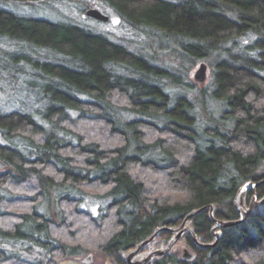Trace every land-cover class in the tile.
Here are the masks:
<instances>
[{
    "label": "trees",
    "instance_id": "16d2710c",
    "mask_svg": "<svg viewBox=\"0 0 264 264\" xmlns=\"http://www.w3.org/2000/svg\"><path fill=\"white\" fill-rule=\"evenodd\" d=\"M78 1L134 39L0 6V84L15 89L0 108V264L93 251L125 264L193 210L236 220L237 189L264 178V0ZM199 61L209 92L189 79ZM207 99L213 121L199 117ZM191 221L209 242L208 210ZM196 254L189 264H264V206Z\"/></svg>",
    "mask_w": 264,
    "mask_h": 264
},
{
    "label": "water",
    "instance_id": "95a60500",
    "mask_svg": "<svg viewBox=\"0 0 264 264\" xmlns=\"http://www.w3.org/2000/svg\"><path fill=\"white\" fill-rule=\"evenodd\" d=\"M84 15L85 17L91 20L101 23H107L109 21V17L107 15H105L103 12L95 8H90L85 10ZM206 70L207 68L204 63L198 64L195 72L192 74L193 80L197 83H203L206 79ZM263 185H264V178L257 182L248 181L237 189L235 196L232 200L233 210L237 214L236 220L228 221V220L216 219L214 215L213 205H207L202 208L193 210L184 216L179 226L161 227L156 229L150 237H148L146 240L136 245L134 247V250H130L123 255L125 258V262H127V264H149L153 259H161L163 257L169 256L170 252L177 244V242H179V240L182 238L183 235H187L191 243L194 245V247L200 251L213 249L219 240L220 233L222 230L242 225L255 209L264 206V196L259 198L257 193L255 192V190H257L259 187ZM249 192L251 193V197L249 201L246 202V196ZM205 210H208V216L211 223L210 237L212 242L210 243H202L199 241L200 238L196 236L191 221L195 216H197L199 213ZM160 233L172 234L164 248L161 249L159 248L151 253H146L145 257H143L141 260H136L133 263L129 262ZM195 259L196 256L193 252L189 251L188 249H183L179 261L181 263L189 264L192 263ZM90 262H91V256L87 255L86 257L81 259L80 264H90ZM59 264H79V263L72 261H64Z\"/></svg>",
    "mask_w": 264,
    "mask_h": 264
},
{
    "label": "rangeland",
    "instance_id": "374dc122",
    "mask_svg": "<svg viewBox=\"0 0 264 264\" xmlns=\"http://www.w3.org/2000/svg\"><path fill=\"white\" fill-rule=\"evenodd\" d=\"M0 6L5 8L6 10H12L13 12L17 14L24 15V16L46 18V19L55 20V21L63 20V19L68 20L66 18H70L75 21H81L87 27L94 29L95 31H99V32L108 31L110 32L109 35L113 39H120V38L134 39L133 33L119 28L117 24V20L110 16H109V21L107 23H101V22H97L94 20H90V19L87 20L86 18L84 19V17L82 16L83 15L82 13L83 11H85V7L83 3H80L78 0H0ZM94 8L102 11L101 9L97 7H94ZM105 15L107 14L105 13ZM158 58H163V57L161 54H159ZM163 62L169 63L167 59H163ZM200 63H205V62H201V61L197 62L196 65L191 70V78L189 77V79H191V81L193 82L195 81L192 78V74L195 72L198 64ZM206 68H207L206 79L201 84H202V87L206 89V92H209L211 88V85H210L211 84V81H210L211 73H210V68L207 65H206ZM195 83L197 84V82ZM0 85H1L0 86V108H6L4 106H7V108H9L11 102L7 100L10 98L11 93L14 92L15 89L11 91L10 88L7 89L6 85H3L2 83ZM16 90L19 91L17 88ZM217 107L219 106L216 102H213L207 99L206 113L203 115L200 114L199 117L203 120H209V121H213V119L214 120L217 119L220 114V108H217ZM88 201L90 203L91 211L95 212L100 202L94 199H91V198H89ZM104 201L107 202V199H105ZM179 225L180 224H178L177 226ZM162 234L164 233H160L150 243L158 239V237ZM165 234H168V233H165ZM182 238H184V235L182 236ZM199 241L203 243V240L202 241L199 240ZM190 244L193 245L191 242ZM164 247L165 245L162 247H158L156 249H152L150 252H147V253H151L159 248L161 249ZM183 249H188L189 251L193 252L196 257H197L196 251H200L196 248L193 249L192 247L189 248L188 246H185L182 242V239H180L179 242H177V244L174 246V248L170 252L169 256H174L175 258L179 259ZM132 250H134V248ZM88 255L91 256L90 264H112L110 260L108 262V259L106 257L96 254L95 251H93L92 253H89ZM122 259H124L125 261L124 256L122 257ZM76 263L80 264L81 260Z\"/></svg>",
    "mask_w": 264,
    "mask_h": 264
},
{
    "label": "flooded vegetation",
    "instance_id": "af4514ba",
    "mask_svg": "<svg viewBox=\"0 0 264 264\" xmlns=\"http://www.w3.org/2000/svg\"><path fill=\"white\" fill-rule=\"evenodd\" d=\"M170 233L168 234H162L158 237V239L154 240L152 243H149L148 245H146L141 251L140 253H138L136 256H134L129 262H134L136 260H141L143 257H145L146 253L147 252H150L152 249H156L158 247H162V246H166L167 242L169 241L170 239ZM182 239V242L185 246H188L189 248H193L195 249L194 245H191L190 242L188 239L189 237L187 235H184V238H181ZM200 240L202 241V239L200 238ZM189 241V242H188ZM212 242V240H210L209 242L207 243H210ZM203 243H206V242H203ZM191 246V247H190ZM133 249V248H132ZM166 257H169V256H166ZM165 258V257H163ZM162 259V258H161ZM160 259H153L149 264H155L157 261H159ZM125 264H127V262L124 261Z\"/></svg>",
    "mask_w": 264,
    "mask_h": 264
}]
</instances>
